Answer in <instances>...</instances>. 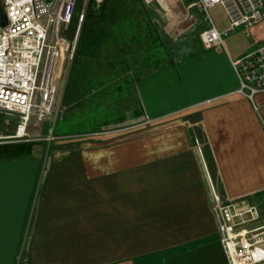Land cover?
Returning a JSON list of instances; mask_svg holds the SVG:
<instances>
[{"label":"crops","instance_id":"crops-1","mask_svg":"<svg viewBox=\"0 0 264 264\" xmlns=\"http://www.w3.org/2000/svg\"><path fill=\"white\" fill-rule=\"evenodd\" d=\"M149 12L169 57L138 82L146 107L131 126L75 150L0 152V264L21 251L32 264H228L212 184L264 224V92L240 93L231 64L251 46L207 48L200 7Z\"/></svg>","mask_w":264,"mask_h":264},{"label":"built area","instance_id":"built-area-1","mask_svg":"<svg viewBox=\"0 0 264 264\" xmlns=\"http://www.w3.org/2000/svg\"><path fill=\"white\" fill-rule=\"evenodd\" d=\"M5 13L0 26V110L20 117L14 134L0 130V144L25 138L35 123L55 119L66 60L72 43L67 30L78 4L100 10L106 0H2ZM170 11L179 3L200 7L206 13L207 27L200 38L207 48L224 45L223 36L243 28L247 37L264 28V0H142ZM221 6L229 21L220 32L209 15ZM239 79V92L249 100L264 92V42L231 59ZM212 184V182H211ZM213 212L219 241L228 264L264 262V224L249 227L260 219L254 204L226 200L212 184ZM17 264H32L21 251Z\"/></svg>","mask_w":264,"mask_h":264},{"label":"rangeland","instance_id":"rangeland-1","mask_svg":"<svg viewBox=\"0 0 264 264\" xmlns=\"http://www.w3.org/2000/svg\"><path fill=\"white\" fill-rule=\"evenodd\" d=\"M150 8L152 5L142 0H106L100 10L78 4L67 30L72 51L65 63L55 119L37 126L34 123L30 129L35 131L4 143L6 148L0 147V152L20 156L34 151L75 150L99 133L131 126L141 116V107H146L137 94L138 82L169 57L160 35L162 28L156 29ZM4 13L2 3L0 19ZM209 13L220 28L228 23L221 6ZM185 35L198 38L199 31ZM254 39L241 27L223 36L232 54L262 44L264 28L254 33ZM19 122L18 115L0 110V130L4 133L14 134ZM133 130L120 131L129 135Z\"/></svg>","mask_w":264,"mask_h":264},{"label":"trees","instance_id":"trees-1","mask_svg":"<svg viewBox=\"0 0 264 264\" xmlns=\"http://www.w3.org/2000/svg\"><path fill=\"white\" fill-rule=\"evenodd\" d=\"M194 131H195V135H196L198 138L202 139V133H201V131H200L198 128H195ZM191 133H193V132L191 131ZM192 135H193V134H192ZM204 152L206 153L207 157L209 158V149H208L207 146L205 147ZM210 165H213V164L210 163ZM211 167H212V166H211ZM212 168H213V167H212Z\"/></svg>","mask_w":264,"mask_h":264},{"label":"water","instance_id":"water-1","mask_svg":"<svg viewBox=\"0 0 264 264\" xmlns=\"http://www.w3.org/2000/svg\"><path fill=\"white\" fill-rule=\"evenodd\" d=\"M3 3L2 0H0V5ZM3 24V21L0 23V26Z\"/></svg>","mask_w":264,"mask_h":264},{"label":"flooded vegetation","instance_id":"flooded-vegetation-1","mask_svg":"<svg viewBox=\"0 0 264 264\" xmlns=\"http://www.w3.org/2000/svg\"><path fill=\"white\" fill-rule=\"evenodd\" d=\"M2 20H3V15L1 16L0 23L2 22Z\"/></svg>","mask_w":264,"mask_h":264}]
</instances>
